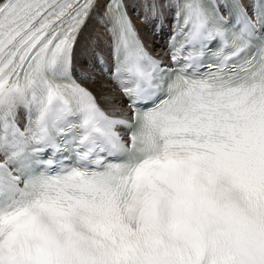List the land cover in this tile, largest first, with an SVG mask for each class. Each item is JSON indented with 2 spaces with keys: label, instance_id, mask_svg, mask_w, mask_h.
Wrapping results in <instances>:
<instances>
[{
  "label": "snow or ice",
  "instance_id": "6c2138e0",
  "mask_svg": "<svg viewBox=\"0 0 264 264\" xmlns=\"http://www.w3.org/2000/svg\"><path fill=\"white\" fill-rule=\"evenodd\" d=\"M174 7L162 58L125 0H0V264H264V0ZM93 21L127 111L77 79Z\"/></svg>",
  "mask_w": 264,
  "mask_h": 264
},
{
  "label": "bare ground",
  "instance_id": "6f19581e",
  "mask_svg": "<svg viewBox=\"0 0 264 264\" xmlns=\"http://www.w3.org/2000/svg\"><path fill=\"white\" fill-rule=\"evenodd\" d=\"M125 3L132 21L136 19L135 11L140 10L143 12L144 21L139 26L135 25V27L140 37L143 39L145 46L155 56L162 58L167 57L168 51L166 49V44L171 33L175 15V0H159V7L162 15L158 16L156 20L154 19L156 23L154 28L150 27L151 20H153V17L150 16L152 9L151 0H125ZM170 4L173 6L169 7ZM146 6H150L151 8L146 9ZM172 15L173 17L169 21ZM151 31L153 33H151ZM111 45L112 41L107 30L94 21L90 22L85 36L81 38L74 54L76 70H82V72L87 73L90 78L85 80L77 76V79L96 95L99 103L106 110L127 111L128 107L124 106V98L119 92V89H117L116 85L108 78L110 73L103 71L102 65L98 62V59H96L102 57L110 69L112 64ZM94 52L98 54V56L96 57L94 54V56L90 57ZM95 60H97V62ZM83 64L85 65L83 66Z\"/></svg>",
  "mask_w": 264,
  "mask_h": 264
},
{
  "label": "rangeland",
  "instance_id": "374dc122",
  "mask_svg": "<svg viewBox=\"0 0 264 264\" xmlns=\"http://www.w3.org/2000/svg\"><path fill=\"white\" fill-rule=\"evenodd\" d=\"M146 9H150L151 7L150 6H146L145 7ZM134 12V11H133ZM138 12H139V14H138ZM135 13V17H136V19H133V22H134V24L135 25H141V23L144 21V17H143V12H141L140 10L139 11H135L134 12ZM150 16L152 17V14H150ZM172 17H173V15L171 16V18L169 19V21L172 19ZM142 19V20H141ZM156 20V19H155ZM154 18H153V20H151V26L150 27H153L154 28V25L156 24L154 21ZM151 33H153L152 31H151ZM159 34V33H158ZM161 51H162V48H161ZM94 54H95V52L93 53V54H91V56L90 57H92V56H94ZM96 55V57L98 56V54H95ZM89 57V58H90ZM97 59V58H96ZM96 62H97V60H95ZM85 64H83V66H84ZM96 65H97V63H96ZM89 67H91V66H89ZM92 68V67H91ZM94 70V69H93ZM77 72H82V70H78ZM116 88H117V86H116ZM118 89V88H117ZM124 106L125 107H127V105H125L124 104Z\"/></svg>",
  "mask_w": 264,
  "mask_h": 264
}]
</instances>
